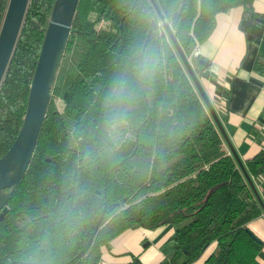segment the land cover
I'll use <instances>...</instances> for the list:
<instances>
[{
	"label": "trees",
	"instance_id": "16d2710c",
	"mask_svg": "<svg viewBox=\"0 0 264 264\" xmlns=\"http://www.w3.org/2000/svg\"><path fill=\"white\" fill-rule=\"evenodd\" d=\"M155 1L189 58L218 12L254 0H185L176 21L181 0ZM142 2L78 0L64 53L80 56L58 73L7 200L0 264H96L99 247L125 229L163 224L174 226L171 264L196 260L211 242L204 264H261L247 223L264 213V145L241 164L224 148L154 4ZM53 3L29 0L0 83V157L21 127ZM148 14L157 26L140 61ZM262 64L258 56L254 68Z\"/></svg>",
	"mask_w": 264,
	"mask_h": 264
},
{
	"label": "crops",
	"instance_id": "0c3cea01",
	"mask_svg": "<svg viewBox=\"0 0 264 264\" xmlns=\"http://www.w3.org/2000/svg\"><path fill=\"white\" fill-rule=\"evenodd\" d=\"M258 56L261 70L254 68ZM199 57L208 61L209 75L197 76L226 134L223 146L243 162L264 145V0L218 12L213 30L189 56L193 67ZM247 226L262 241L257 259L264 264V213ZM173 231L172 224L127 228L99 247L96 264H171ZM215 247L211 242L188 264H204Z\"/></svg>",
	"mask_w": 264,
	"mask_h": 264
},
{
	"label": "water",
	"instance_id": "95a60500",
	"mask_svg": "<svg viewBox=\"0 0 264 264\" xmlns=\"http://www.w3.org/2000/svg\"><path fill=\"white\" fill-rule=\"evenodd\" d=\"M138 1L142 6H144L142 0ZM151 1L159 14V18L163 21V25L202 100L217 122L222 135L226 138V134L221 126V123L197 76L202 75L207 77L209 75V71L207 69L208 61L199 57L197 59V65L195 67L191 66L188 58L185 56L175 39L170 25L165 21L163 14L160 12L156 1ZM28 2L29 0H8L6 10L0 24V83L13 52L21 25L23 23ZM77 2L78 0H54L31 79L21 127L10 147L0 157V221L7 213V200L21 180L34 151L37 137L50 99L51 88L55 83L67 39L71 32V24ZM184 3L185 0H181L180 6L173 12V21L178 19ZM148 17H150V24L146 39L139 54L140 61L149 35L157 26L155 19L151 18L150 14H148ZM117 59L118 58H116V61ZM233 154L237 162L241 164V161L234 151ZM214 188L215 186L210 189L209 193H211ZM103 213L104 212L102 210L99 214L95 230L98 228L103 219ZM93 234L94 231L91 232V238ZM90 241L91 239L89 242Z\"/></svg>",
	"mask_w": 264,
	"mask_h": 264
},
{
	"label": "rangeland",
	"instance_id": "374dc122",
	"mask_svg": "<svg viewBox=\"0 0 264 264\" xmlns=\"http://www.w3.org/2000/svg\"><path fill=\"white\" fill-rule=\"evenodd\" d=\"M2 21V20H1ZM0 21V24H1ZM165 21L170 25V22L168 20L165 19ZM159 25L162 26V28L164 27L163 25V21L160 19ZM164 29V28H163ZM80 51H78V49H74L72 52H70L69 54H65L63 53L59 68H58V73H62V70L64 69V67H68L69 69H72V65L74 63V61L76 59H78V56H80V54L78 53ZM194 61H196V59H194ZM67 126L68 128L70 127V122L67 120Z\"/></svg>",
	"mask_w": 264,
	"mask_h": 264
},
{
	"label": "built area",
	"instance_id": "2783aa9c",
	"mask_svg": "<svg viewBox=\"0 0 264 264\" xmlns=\"http://www.w3.org/2000/svg\"><path fill=\"white\" fill-rule=\"evenodd\" d=\"M252 180L254 181V183H255V185H256V187H257V189H258V190H260L259 183H258L256 180H254L253 178H252Z\"/></svg>",
	"mask_w": 264,
	"mask_h": 264
},
{
	"label": "bare ground",
	"instance_id": "6f19581e",
	"mask_svg": "<svg viewBox=\"0 0 264 264\" xmlns=\"http://www.w3.org/2000/svg\"><path fill=\"white\" fill-rule=\"evenodd\" d=\"M188 60H189V58H188ZM190 62V61H189ZM191 64V63H190ZM191 66H192V64H191ZM193 67V66H192Z\"/></svg>",
	"mask_w": 264,
	"mask_h": 264
}]
</instances>
